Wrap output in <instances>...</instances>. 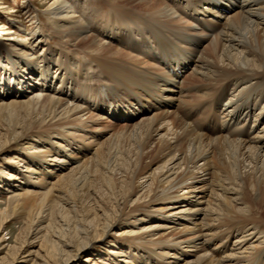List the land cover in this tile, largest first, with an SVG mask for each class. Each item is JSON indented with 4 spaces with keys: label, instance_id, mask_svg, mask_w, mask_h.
<instances>
[{
    "label": "bare ground",
    "instance_id": "1",
    "mask_svg": "<svg viewBox=\"0 0 264 264\" xmlns=\"http://www.w3.org/2000/svg\"><path fill=\"white\" fill-rule=\"evenodd\" d=\"M38 1L0 40V227L34 264H264V0Z\"/></svg>",
    "mask_w": 264,
    "mask_h": 264
},
{
    "label": "rangeland",
    "instance_id": "2",
    "mask_svg": "<svg viewBox=\"0 0 264 264\" xmlns=\"http://www.w3.org/2000/svg\"><path fill=\"white\" fill-rule=\"evenodd\" d=\"M106 0H85V7L79 11V15L89 14V10H102L105 11V8L108 7ZM43 2V1H42ZM23 2V0H0V24L3 23L7 28L4 34L0 35V40L4 43H7V38H15L23 36V32H30L33 29L32 23L29 22L28 16L26 15L27 10L36 11L40 15L45 12V4L37 0L28 4ZM27 8V9H26ZM24 9V10H23ZM108 9V8H107ZM106 9V11H107ZM24 12H26L24 14ZM106 13V12H105ZM104 13V14H105ZM16 18V20H15ZM18 19V20H17ZM18 23H14V21ZM13 34H9L11 32ZM22 32V33H21ZM1 49V48H0ZM2 155H0V159ZM2 162L0 161V166ZM152 172V171H150ZM1 184V183H0ZM6 194L0 193V209L3 210L6 207L5 199ZM7 222L0 227V263L2 264H34L39 263V260L36 258H41L43 253L40 251V240L38 237H34V234L27 235L25 230L24 220L13 218L12 215H8ZM1 225V217H0ZM40 236V235H38ZM93 237L91 233L89 239ZM106 237H103L100 240V243L106 241ZM74 240V239H73ZM72 240V242H73ZM71 241V240H70ZM82 242V239L75 242L76 245H79ZM99 242L94 245L88 246L86 249L82 250L77 258L73 261H65L63 264H100L101 260L99 257L104 253L103 248L98 245H101ZM106 243V242H105ZM104 243V244H105ZM74 245V243H72ZM16 255V256H15ZM66 255V254H65ZM15 256L14 261L11 263V258ZM36 256V257H35ZM67 257V255H66ZM66 257L63 258L66 259ZM13 260V259H12ZM89 260V261H88ZM99 260V261H98ZM58 261V260H57ZM57 261H50L48 259L47 264H56Z\"/></svg>",
    "mask_w": 264,
    "mask_h": 264
}]
</instances>
